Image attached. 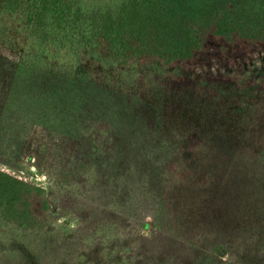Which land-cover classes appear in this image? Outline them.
<instances>
[{"label": "rangeland", "instance_id": "obj_1", "mask_svg": "<svg viewBox=\"0 0 264 264\" xmlns=\"http://www.w3.org/2000/svg\"><path fill=\"white\" fill-rule=\"evenodd\" d=\"M144 78L133 96L21 67L0 46V170L52 207L41 234L0 228V264H264L261 107Z\"/></svg>", "mask_w": 264, "mask_h": 264}, {"label": "trees", "instance_id": "obj_2", "mask_svg": "<svg viewBox=\"0 0 264 264\" xmlns=\"http://www.w3.org/2000/svg\"><path fill=\"white\" fill-rule=\"evenodd\" d=\"M0 46L21 67L133 96L145 74L161 88L248 95L261 107L252 139L264 158V0H0ZM198 147L189 136L186 150ZM50 225L47 190L0 170V228L41 234Z\"/></svg>", "mask_w": 264, "mask_h": 264}]
</instances>
